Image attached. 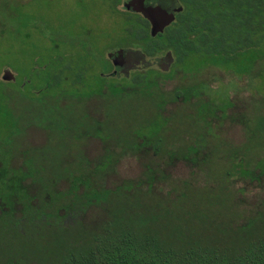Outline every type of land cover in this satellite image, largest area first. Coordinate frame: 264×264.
Masks as SVG:
<instances>
[{"label":"trees","instance_id":"obj_1","mask_svg":"<svg viewBox=\"0 0 264 264\" xmlns=\"http://www.w3.org/2000/svg\"><path fill=\"white\" fill-rule=\"evenodd\" d=\"M111 1L119 13L116 6L122 0ZM181 1L183 7L177 14L154 28L144 17L120 12L123 30L131 36L128 44L122 42L125 47H135L142 59L166 64L167 53L174 63L200 52L225 58L256 52L255 57H264V0ZM62 57L56 59L60 67L45 77V88L55 86L57 94L42 97L38 107L28 106L32 113L28 124L37 125L45 141L23 146L20 154L11 156L22 157L17 167H11L8 160L3 168L0 162V264H264L261 212L235 223L231 214L184 208L197 194L202 202L226 201L224 179L237 172L254 177V171L247 168L248 159L242 169L229 164L218 187L202 188L200 193L199 188L184 183L173 196L176 189L165 197L157 196L152 190L157 170L148 164L143 179L108 184L119 157L135 155L148 146L154 154L197 165L200 140L185 149L166 150L167 136L148 144V136L118 129L109 121L117 105L131 97L145 98L155 113L162 114L166 100L177 98L180 91L184 97L193 94L196 83L175 87L172 97H167L156 85L159 73L153 79L146 77L150 68L133 70L135 86L130 89L116 78L99 75L108 86L106 98L120 88L124 93L105 105L102 119L83 108L82 100L88 97L79 88L86 81L84 66L64 63ZM147 67V63L141 66ZM64 68L71 72L67 80L71 87L63 84ZM108 70L103 65L102 71ZM146 87L149 94L144 96L141 91L146 93ZM65 91L73 93L63 96ZM93 140H101L104 149L90 157L84 148ZM238 152L239 148L233 149L229 163H235ZM95 212V219L87 217Z\"/></svg>","mask_w":264,"mask_h":264},{"label":"rangeland","instance_id":"obj_2","mask_svg":"<svg viewBox=\"0 0 264 264\" xmlns=\"http://www.w3.org/2000/svg\"><path fill=\"white\" fill-rule=\"evenodd\" d=\"M116 8L119 13L111 0H0V162L4 163L3 168L5 161L20 154L23 146L46 139L37 125L28 124L32 117L28 106L38 107L42 97L57 94L55 86L45 88V77L57 69V57L63 56L64 63L84 66L86 81L79 88L90 93L82 105L91 114L103 119L105 105L124 94L120 88L114 91L115 96L106 98L108 86L97 78L102 65L109 68L107 52L125 47L131 39L123 30L125 22L120 14L126 9L122 3ZM144 18L151 23L148 15ZM255 54L240 53L235 58H225L200 52L182 63L173 60L167 67L164 61L158 63L154 58L142 59L135 54L131 61L135 66L127 77L114 79L119 85L133 88V70L150 68L152 71L146 77L153 79L159 73L156 85L167 97H172L175 87L196 83L197 89L186 97L180 91L177 98L166 100L163 115L155 113L145 98L131 97L117 105L109 121L118 129L148 136V144L167 136L170 144L166 150L185 149V145L200 140L196 144L199 162L195 165L188 160L170 158L168 154H154L148 146L135 155L119 157L116 173L110 176L108 184L124 180L137 182L145 177L148 164L157 170L152 189L157 196L165 197L168 191L176 189L173 196L184 188V183L199 188L200 193L207 187L217 188L229 164L242 169L248 159L247 168L254 171V177L237 172L224 179L228 189L226 201L202 202L197 194L184 208L214 209L219 215L231 214L235 223L258 212L264 215V172L261 171L264 166V57H255ZM145 63L148 67L143 70L141 66ZM5 68L12 74L10 79H3ZM70 76V71L63 73L65 87H71L67 81ZM146 88V93L141 91L144 96L149 94ZM146 120L149 125L141 128ZM236 147L239 157L232 164L229 155ZM84 149L90 157L101 154L104 143L93 140ZM119 149L115 147L116 151ZM11 160V166L17 167L22 157L14 156ZM0 186L3 187L2 181ZM87 217L95 219L96 212Z\"/></svg>","mask_w":264,"mask_h":264},{"label":"flooded vegetation","instance_id":"obj_3","mask_svg":"<svg viewBox=\"0 0 264 264\" xmlns=\"http://www.w3.org/2000/svg\"><path fill=\"white\" fill-rule=\"evenodd\" d=\"M123 1H121V3L123 4ZM141 4L139 2H135V4H132V7L130 9H126L125 11L130 12L132 14H135L136 16H141L144 17L143 13L141 10H139L138 6L140 7V5L142 6L143 4L146 5H153V8L157 9V15L160 16H164L166 14L171 15L172 17L175 16L177 14V11L179 9H181L183 7V3L181 0H142L140 1ZM124 50V53L122 54V57H118L117 55L114 57H109L107 54V61L109 63V70L107 72H103L102 69L99 70V72L96 70L97 73V78H99L100 76H108L111 78H116L119 76H126L130 73V69L131 67L135 64V63H131L134 57V55L136 54L135 51L131 48H125L122 47ZM167 56L170 57L169 62H167L166 67L171 63V61H173V58L169 55V53H167ZM103 64V63H101ZM99 64V65H101ZM98 65V67H99ZM103 66V65H102ZM135 66V65H134ZM60 66L58 65V68ZM56 69V68H55ZM67 69L64 68V73ZM85 70V69H84ZM73 93V91H65L63 96H71V94ZM90 95V93H88ZM98 94L100 96H103V93L98 92ZM88 95V96H89ZM11 158L9 160V163L11 165ZM13 167V166H11ZM20 205V204H17Z\"/></svg>","mask_w":264,"mask_h":264},{"label":"water","instance_id":"obj_4","mask_svg":"<svg viewBox=\"0 0 264 264\" xmlns=\"http://www.w3.org/2000/svg\"><path fill=\"white\" fill-rule=\"evenodd\" d=\"M142 0H124L123 1V6L125 9H130L132 7V4H135V2H139L141 4ZM154 6L153 5H140V7L138 6L139 10L142 11V13L144 15H148L151 19V27L154 28L156 26H160L162 25L165 21H167L169 18H171V15H164V16H157V9L156 8H153ZM158 17L159 19H157L156 17ZM124 53V50L123 48H112L110 49L107 54L109 57H114V56H118V57H122V54ZM10 77H12V74L11 72L5 68L4 70V75H3V79H10Z\"/></svg>","mask_w":264,"mask_h":264}]
</instances>
